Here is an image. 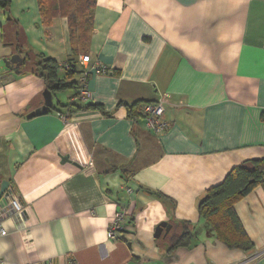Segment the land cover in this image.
<instances>
[{"label":"crops","instance_id":"0c3cea01","mask_svg":"<svg viewBox=\"0 0 264 264\" xmlns=\"http://www.w3.org/2000/svg\"><path fill=\"white\" fill-rule=\"evenodd\" d=\"M16 53L68 75V17L46 22L38 0L0 6V203L17 192L30 224L2 219L4 264H264L263 185L235 205L251 251L228 248L198 211L232 168L264 156V0H96L89 100L50 90L31 64L8 68ZM160 99L164 133L129 116L127 104ZM90 103L102 110L80 109ZM120 209L128 223L111 240ZM181 221L191 244L174 247Z\"/></svg>","mask_w":264,"mask_h":264},{"label":"trees","instance_id":"16d2710c","mask_svg":"<svg viewBox=\"0 0 264 264\" xmlns=\"http://www.w3.org/2000/svg\"><path fill=\"white\" fill-rule=\"evenodd\" d=\"M38 2L46 22L61 14L68 17L72 49L76 57L69 61L71 68L67 74L70 76L75 72L81 73L78 58L80 53L87 55L89 51V38L93 26L96 0H38ZM8 5L9 0H0V6L3 8L7 9ZM23 62L21 69L31 64L32 71L45 80L50 90L77 89L78 87L77 94H79L80 85H75L76 81L68 83L66 79L69 76L60 75L58 72L60 65L55 59L29 53ZM126 106L129 116L134 121H144V114L141 111L142 102H135ZM80 109L102 110V106L90 103ZM260 185L264 186V156L245 160L232 168L225 179L209 188L198 203L200 218L214 230L217 239L230 249L243 251L254 249L253 242L238 216L235 205ZM179 226L183 230V234L177 238L174 247L189 246L192 238L191 223L181 221Z\"/></svg>","mask_w":264,"mask_h":264},{"label":"built area","instance_id":"2783aa9c","mask_svg":"<svg viewBox=\"0 0 264 264\" xmlns=\"http://www.w3.org/2000/svg\"><path fill=\"white\" fill-rule=\"evenodd\" d=\"M91 60L90 55H80L78 58L79 65L81 68V84L79 89L78 97L80 100H89V90L87 88V81L91 74V68L87 66ZM61 67L70 70L71 65L69 62L64 63ZM97 74H108L110 69L97 62L95 66ZM141 111L144 114V120L146 126L157 134L164 133L169 129V123L164 119L165 113V101L160 99L156 102H147L142 104ZM131 191V189H128ZM28 206L21 200L17 192L8 191L4 194L3 201L0 203V235H6L7 230L2 224V219L12 217L16 219L18 229L20 231H26L30 224L28 222ZM128 223V217L125 210L120 209L116 211L111 217L107 229V238L111 240L119 239L124 233L126 225ZM0 264L4 262L0 259ZM51 264V263H49ZM67 264H78L74 259H70Z\"/></svg>","mask_w":264,"mask_h":264},{"label":"water","instance_id":"95a60500","mask_svg":"<svg viewBox=\"0 0 264 264\" xmlns=\"http://www.w3.org/2000/svg\"><path fill=\"white\" fill-rule=\"evenodd\" d=\"M4 63L8 68H12V69H18L21 67L22 63H23V58L21 57L20 54L16 53L14 55L11 56L10 59L5 58L4 59ZM69 161V156H63L62 157V162H68ZM171 228V224H169L166 221L161 222L157 228H156V237L160 236V234L164 231V229H166V231H169Z\"/></svg>","mask_w":264,"mask_h":264},{"label":"rangeland","instance_id":"374dc122","mask_svg":"<svg viewBox=\"0 0 264 264\" xmlns=\"http://www.w3.org/2000/svg\"><path fill=\"white\" fill-rule=\"evenodd\" d=\"M67 90V89H66ZM64 92V91H63ZM77 96H78V94H77Z\"/></svg>","mask_w":264,"mask_h":264}]
</instances>
